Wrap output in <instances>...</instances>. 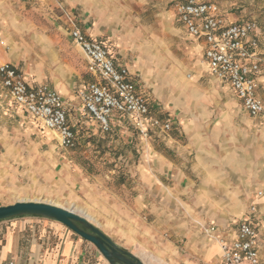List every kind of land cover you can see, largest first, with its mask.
<instances>
[{
  "label": "crops",
  "instance_id": "obj_1",
  "mask_svg": "<svg viewBox=\"0 0 264 264\" xmlns=\"http://www.w3.org/2000/svg\"><path fill=\"white\" fill-rule=\"evenodd\" d=\"M47 6L0 5V25L4 27L2 35L5 40L17 41V38H21V59L17 60L16 55H13L6 58L5 62H10L22 72L29 87L48 85L61 95L70 107L68 123L78 140L75 130L81 107L78 94L94 78L67 32L62 10L74 16L88 38L106 46L115 63L128 69L135 79L138 92L148 99L152 114L171 125L168 132H151L148 139L155 167L161 169L167 187L163 196L154 200L156 203L151 210L165 219L170 233L180 237L184 261L187 264H216L218 247L214 240L204 234V230L213 226L216 235L230 240L235 237L238 224L249 219L258 232L259 257L264 263V117H250L228 84L217 79L204 83L200 81L201 77L194 83H182L175 89V94L178 90L180 93L176 96L170 91L168 102L162 107L136 79L137 75L119 61L105 38L108 26L103 14H90L88 5H51L57 14L50 16L45 10ZM20 9L24 12H20ZM222 13L230 23L251 21L235 13L227 14L223 10ZM20 17L25 22L21 20L18 25L15 24ZM41 17L59 27L63 35L38 33L32 29L31 25L34 24L30 21L35 19L36 23ZM178 23L203 60L204 43L192 39L184 26ZM257 35V54L261 59L258 94L264 102V29L260 26ZM69 49L75 55V60L67 59ZM58 58L65 64H56ZM143 62V59L138 58L135 69H139L143 79L148 81L151 69ZM64 66V76L59 73L61 70H54ZM69 70L73 73L70 74ZM44 72L49 75H43ZM203 72L212 77L206 64L198 74ZM87 76L89 80H85ZM153 89L158 96L157 87ZM122 123L129 126L124 117L114 115L111 128L121 127ZM95 124L99 129L98 124ZM161 148L163 154L159 152ZM149 182L151 186L159 188L157 178ZM258 192L262 193L259 198L256 196ZM252 204L256 211L249 215ZM39 218L18 217L0 222V264H91L83 243L74 233L62 225L42 223ZM189 218L195 222H190ZM166 245L171 247L168 243ZM116 247L131 254L142 264H168L162 255L152 254L140 242L133 244L130 251ZM166 252L175 254L168 247ZM143 254L157 257L161 263L144 260Z\"/></svg>",
  "mask_w": 264,
  "mask_h": 264
},
{
  "label": "rangeland",
  "instance_id": "obj_2",
  "mask_svg": "<svg viewBox=\"0 0 264 264\" xmlns=\"http://www.w3.org/2000/svg\"><path fill=\"white\" fill-rule=\"evenodd\" d=\"M219 2L225 13L251 19L264 29V0ZM11 3L48 5L45 10L50 16L57 14L51 5H88L90 14H103L108 26L105 38L119 61L137 75L136 79L162 107L168 102L170 91L176 96L179 90L175 94V89L182 83H194L198 77L204 83L216 80L206 72L198 74L203 60L176 20L172 0H0V5ZM21 20L25 22L20 17L15 24ZM41 20H31V28L38 33L63 35L50 20ZM3 28L0 25V63L13 55L20 60L21 38L5 40ZM70 52L69 49L67 59L75 60ZM138 58L151 69L148 81L135 69ZM56 64L65 63L59 59ZM65 69L54 70H61L59 73L64 76ZM153 87H157L158 96ZM76 118L77 147L63 150L55 134L11 106L0 88V206L37 201L80 210L116 246L130 251L133 244L140 242L152 254L162 255L168 264H187L180 237L170 233L165 219L151 210L154 200L163 196L167 187L161 169L155 167L148 140L141 139L126 123L107 134L101 133L93 120L82 116L81 107ZM159 150L164 153L162 148ZM156 178L158 189L149 182ZM39 219L60 225L48 218ZM76 238L83 243L91 264H109L91 243L77 235ZM167 247L175 254H168ZM142 256L161 263L157 257Z\"/></svg>",
  "mask_w": 264,
  "mask_h": 264
},
{
  "label": "built area",
  "instance_id": "obj_3",
  "mask_svg": "<svg viewBox=\"0 0 264 264\" xmlns=\"http://www.w3.org/2000/svg\"><path fill=\"white\" fill-rule=\"evenodd\" d=\"M172 2L174 14L187 34L204 43L203 63L211 76L231 87L250 117H264V102L258 94L261 59L257 54L256 22H227L219 0ZM62 15L71 40L81 51L94 78L78 94L82 116L97 123L104 134L112 130L114 115L124 117L145 141L151 132H168L170 123L152 114L148 99L138 92L128 69L115 63L106 46L88 38L74 16L64 10ZM0 87L9 102L55 134L61 149L68 151L77 147L76 133L68 123L70 107L59 93L48 85L29 87L22 72L10 62L0 63ZM256 196L259 198L262 193ZM255 211L252 204L249 215ZM204 234L218 247L216 264H264L259 257L258 232L249 219L238 224L233 239L216 235L213 226L204 230Z\"/></svg>",
  "mask_w": 264,
  "mask_h": 264
},
{
  "label": "water",
  "instance_id": "obj_4",
  "mask_svg": "<svg viewBox=\"0 0 264 264\" xmlns=\"http://www.w3.org/2000/svg\"><path fill=\"white\" fill-rule=\"evenodd\" d=\"M19 216H40L54 220L81 239L91 243L109 264H142L131 254L116 247L86 218L68 209L37 201H18L11 205L0 206V222Z\"/></svg>",
  "mask_w": 264,
  "mask_h": 264
},
{
  "label": "bare ground",
  "instance_id": "obj_5",
  "mask_svg": "<svg viewBox=\"0 0 264 264\" xmlns=\"http://www.w3.org/2000/svg\"><path fill=\"white\" fill-rule=\"evenodd\" d=\"M140 64V63H139ZM141 69V68H140ZM143 69V68H142ZM139 70V69H138ZM56 206V205H55ZM70 211H75L74 213H76V214H78V215H80V216H82V217H86V215L82 212V211H80V210H70ZM87 218V217H86ZM88 220V219H87Z\"/></svg>",
  "mask_w": 264,
  "mask_h": 264
},
{
  "label": "trees",
  "instance_id": "obj_6",
  "mask_svg": "<svg viewBox=\"0 0 264 264\" xmlns=\"http://www.w3.org/2000/svg\"><path fill=\"white\" fill-rule=\"evenodd\" d=\"M19 217H24V216H19ZM34 217H40V216H34ZM15 218H18V217H15ZM11 219H13V218H11Z\"/></svg>",
  "mask_w": 264,
  "mask_h": 264
},
{
  "label": "flooded vegetation",
  "instance_id": "obj_7",
  "mask_svg": "<svg viewBox=\"0 0 264 264\" xmlns=\"http://www.w3.org/2000/svg\"><path fill=\"white\" fill-rule=\"evenodd\" d=\"M80 227H82V226H80ZM84 229V228H83Z\"/></svg>",
  "mask_w": 264,
  "mask_h": 264
}]
</instances>
